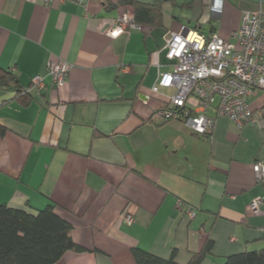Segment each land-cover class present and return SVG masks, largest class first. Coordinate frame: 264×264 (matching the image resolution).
Segmentation results:
<instances>
[{"label":"crops","instance_id":"obj_1","mask_svg":"<svg viewBox=\"0 0 264 264\" xmlns=\"http://www.w3.org/2000/svg\"><path fill=\"white\" fill-rule=\"evenodd\" d=\"M107 4L0 0V68L17 76L16 84L0 88V204L31 213L56 205L86 251L69 250L55 264H136L134 247L163 258L176 249L177 261L187 264L207 238L213 255L201 264L262 249L264 212L252 214L248 206L264 197V180L257 182L253 170L264 159V131L239 130L211 112L216 120L207 139L182 121L156 118L175 90L153 92L152 55L161 50L162 70L171 68L164 47L180 18L166 2L163 27L111 37L107 31L130 10ZM258 6L224 0L219 16L201 9L191 21L203 26L215 17L214 31L205 33L232 39L242 14ZM53 59L71 65L60 87L48 74ZM38 74L43 88L32 87ZM248 101L264 106V90ZM178 200L197 215L178 209ZM126 214L134 223L124 221Z\"/></svg>","mask_w":264,"mask_h":264},{"label":"built area","instance_id":"obj_2","mask_svg":"<svg viewBox=\"0 0 264 264\" xmlns=\"http://www.w3.org/2000/svg\"><path fill=\"white\" fill-rule=\"evenodd\" d=\"M53 0H45L50 5ZM86 5L88 0H72ZM224 0H212L210 10L215 16L223 11ZM142 29L126 11L120 14L115 26L107 35L115 37L129 29ZM232 39L206 33L183 25L180 32L169 31L164 50L170 62L169 70H162L160 51H155L152 61L158 68V78L153 92L171 88L175 93L157 112L162 121H182L195 134L211 139L216 116L228 117L239 130L247 125L257 126L264 131V106L253 108L249 98L264 90V5L253 12H244L238 29ZM71 65L65 60L53 59L48 62V74L57 86H63L70 73ZM45 76L36 75L32 87L43 88ZM196 100L195 107L189 105ZM253 170L257 182L264 180V159L256 160ZM190 218L197 210L181 200L176 203ZM252 214L264 212V197L254 198L248 206ZM124 221L134 223L132 214H126Z\"/></svg>","mask_w":264,"mask_h":264},{"label":"trees","instance_id":"obj_3","mask_svg":"<svg viewBox=\"0 0 264 264\" xmlns=\"http://www.w3.org/2000/svg\"><path fill=\"white\" fill-rule=\"evenodd\" d=\"M166 2L173 5L176 0H119L116 4L107 0V7L125 6L136 24L163 27V4ZM215 21L214 17L207 22L211 32ZM194 22L190 27L204 32L202 24L198 20ZM16 83L14 72L0 68V88H9ZM0 132H5L1 125ZM72 230V223L59 214L53 203L37 213L0 204V264H55L69 250L86 251L85 247L74 242ZM213 247L214 241L207 238L202 250L192 254L187 264H201L206 257L213 255ZM176 254L174 249L169 258H163L139 247L132 249L136 264H180ZM221 264H264V247L231 254Z\"/></svg>","mask_w":264,"mask_h":264},{"label":"rangeland","instance_id":"obj_4","mask_svg":"<svg viewBox=\"0 0 264 264\" xmlns=\"http://www.w3.org/2000/svg\"><path fill=\"white\" fill-rule=\"evenodd\" d=\"M172 4L171 6L174 9L175 16L180 18V22H176L178 24L177 28L175 30H169L173 32H180L183 25L194 26L195 22H190L191 19H194L201 9H204V11L210 9V5H206V3L204 4V2L202 3L200 0H176V2H172ZM202 29L208 34L211 32L210 25L207 23L202 26Z\"/></svg>","mask_w":264,"mask_h":264},{"label":"water","instance_id":"obj_5","mask_svg":"<svg viewBox=\"0 0 264 264\" xmlns=\"http://www.w3.org/2000/svg\"><path fill=\"white\" fill-rule=\"evenodd\" d=\"M257 5H264V0H246Z\"/></svg>","mask_w":264,"mask_h":264}]
</instances>
